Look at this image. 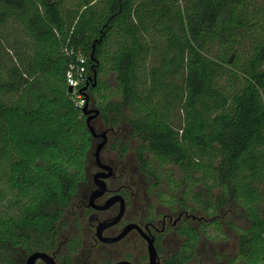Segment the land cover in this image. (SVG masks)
<instances>
[{
	"label": "trees",
	"instance_id": "trees-1",
	"mask_svg": "<svg viewBox=\"0 0 264 264\" xmlns=\"http://www.w3.org/2000/svg\"><path fill=\"white\" fill-rule=\"evenodd\" d=\"M77 94L139 137L141 170L177 166L206 209L233 201L234 264H264V0H0V259L57 245L90 147Z\"/></svg>",
	"mask_w": 264,
	"mask_h": 264
},
{
	"label": "flooded vegetation",
	"instance_id": "flooded-vegetation-1",
	"mask_svg": "<svg viewBox=\"0 0 264 264\" xmlns=\"http://www.w3.org/2000/svg\"><path fill=\"white\" fill-rule=\"evenodd\" d=\"M85 85L84 89L87 90L88 84ZM88 107L94 108L89 105ZM89 124L95 134L105 132L104 139L102 136L93 137L88 132L90 147L87 151V164L83 167L84 180L78 183L76 192L64 210V213L71 210L73 216L69 224L74 231L83 230L85 226L88 237L80 240L72 233L61 240L53 250H20L0 259V264H26L29 254L34 251L47 253L56 264H60L58 256L67 253L68 248L70 252L67 264H72L83 251L86 259L87 253H91L95 248L113 247L119 242L122 243V247L129 246L134 251L138 250L139 256L133 257V261L117 259L109 264L118 261L144 264L149 259L148 246H152L154 261L157 264H196V259H201L200 257H206L204 260L208 261V264H234L237 256V231L243 227L245 218L235 212L236 205L233 201L224 200L222 206H217L214 210L206 209L203 197L189 193V188L186 182H182L181 171L177 166L157 164L174 168L171 171L165 167L157 172L153 165L156 163L151 161L150 172L141 170L136 158L140 139L129 129V136L136 137L138 141L133 165L123 164L121 160L114 162L110 158H101L104 147L115 142L117 157L120 158L127 149L126 142L119 137L118 129L114 131L101 126L99 112L89 120ZM102 140L104 142L96 159L95 146ZM144 154L148 161L149 153ZM89 166L94 168L93 172H89ZM126 170L130 172L127 173ZM159 173L163 175L161 179L157 178ZM198 189L204 191L203 187ZM64 222L63 227L67 226V222L65 220ZM60 229L58 228L57 234L60 233ZM225 229L234 235L236 248L227 259L220 260L219 249L211 248L210 245L224 236ZM36 261L45 264L39 258H36L33 264ZM81 264L86 263L83 261Z\"/></svg>",
	"mask_w": 264,
	"mask_h": 264
},
{
	"label": "rangeland",
	"instance_id": "rangeland-1",
	"mask_svg": "<svg viewBox=\"0 0 264 264\" xmlns=\"http://www.w3.org/2000/svg\"><path fill=\"white\" fill-rule=\"evenodd\" d=\"M67 3L72 2L73 0H64ZM15 27V28H14ZM15 30V31H14ZM20 30L16 27V26H10L7 25V27H4L3 29V37L10 39L11 37L13 39H17V38H21V47L22 43L23 45L28 44L29 43V37L26 36V34L24 33L23 35H20ZM15 44V43H14ZM104 76V78L107 80V82H109L110 84L112 83L113 80V75L112 74H106V75H99L98 78H102ZM71 91L73 93H76V88H71ZM114 99H116L115 96H113ZM79 100V98L77 99ZM94 107V106H93ZM124 129H120V133L119 137L124 140L126 142V151L123 152L122 156H120V158L117 157V144L115 142V144L112 143H108L102 153H101V158L103 159H113L114 162H118L119 160H121V162L123 164H129L132 163L133 165V159L134 157V152H135V148H136V144H137V139L134 136H129L130 134H128V128L126 126H123ZM113 145V146H112ZM92 151L94 148V145H92ZM91 161H93V157L90 158ZM155 169L157 170V172H159L162 168L168 167L171 169V171L174 170V168L168 166H158L157 164H153ZM94 168L89 166V172H93ZM127 173H129L130 171L126 170ZM156 172V173H157ZM161 173V172H160ZM158 174L157 178L161 179L162 178V174ZM146 181V180H145ZM147 182V181H146ZM72 214H71V210H66V212L63 215V219L67 222V226L65 227H61L60 229V233L57 235V244L61 243V240H63L64 238L69 237L72 233V235H75L77 238H79L80 240H83L84 238L88 237V232L87 229L84 226L83 230L80 229H76V231H74L73 227L70 226V220L72 218ZM82 228V226H79ZM87 233V235L85 236V234ZM235 237L234 235L228 231V229H225L224 231V236L220 237V239H218L217 241L213 242L212 245H210V247H215L216 249H219V253H220V260H225L227 259L229 256H231L234 252H235V248H236V243H235ZM63 246V241L62 244L60 245V247L62 248ZM144 247V246H143ZM81 248V247H80ZM143 249V248H142ZM209 249V248H208ZM84 250H85V246H84ZM83 251V248L82 250ZM84 251L81 252L80 256L76 257V260H74L72 262V264H81L83 261H85L86 264H109L110 262L117 260V259H128L130 261H133V257H137L139 256L138 253L139 251L136 250L134 251L131 247L129 246H125L122 247V243H117L116 245H113V247H97L95 248V250L91 253H87V257L86 259L84 258L85 253ZM141 254V253H140ZM201 256V255H200ZM201 259H205L206 257ZM199 258L196 259L195 263L197 264H203V262H205V264H208V261L206 260H201ZM200 261H202L200 263ZM35 264H43L41 261H36ZM238 264V263H236Z\"/></svg>",
	"mask_w": 264,
	"mask_h": 264
},
{
	"label": "water",
	"instance_id": "water-1",
	"mask_svg": "<svg viewBox=\"0 0 264 264\" xmlns=\"http://www.w3.org/2000/svg\"><path fill=\"white\" fill-rule=\"evenodd\" d=\"M93 47H94V44L92 43V45H91V53L90 54H92ZM93 75H94V72H93ZM82 89H84V86L80 90H82ZM68 90L71 91V87H68ZM80 111H81V113L83 115H86L85 124H86V128H87L88 132L93 137L102 136V138L104 139L105 132H103L100 135L95 134L94 130L92 129V127L89 124V120L93 116L97 115L98 110L96 108H89L88 105L86 103H84L83 106L80 108ZM103 142L104 141L102 140L101 142H99L95 146L94 156H95L96 159L98 158V153H99V150H100L101 146L103 145ZM36 258H39V259L43 260L45 264H56L54 259L50 255H48L47 253L42 252V251H34V252L30 253L28 258H27V260H26V264H33L34 260ZM148 258H149L148 261L146 263H144V264H157L154 261V251H153L152 246H148ZM113 264H130V263H128L126 261H118V262H115Z\"/></svg>",
	"mask_w": 264,
	"mask_h": 264
},
{
	"label": "built area",
	"instance_id": "built-area-1",
	"mask_svg": "<svg viewBox=\"0 0 264 264\" xmlns=\"http://www.w3.org/2000/svg\"><path fill=\"white\" fill-rule=\"evenodd\" d=\"M83 71L84 69L82 66H77L74 69L70 67L65 73L66 84L71 88L77 89V85L84 79ZM78 98L79 100H76L75 104L78 108H81L83 106V99H81L80 94L76 95V99Z\"/></svg>",
	"mask_w": 264,
	"mask_h": 264
}]
</instances>
